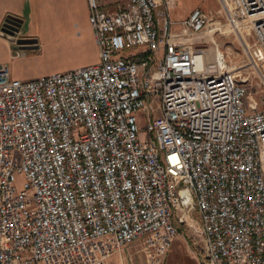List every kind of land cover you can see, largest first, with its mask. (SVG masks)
I'll return each mask as SVG.
<instances>
[{"label": "built area", "instance_id": "obj_1", "mask_svg": "<svg viewBox=\"0 0 264 264\" xmlns=\"http://www.w3.org/2000/svg\"><path fill=\"white\" fill-rule=\"evenodd\" d=\"M236 1L258 23L264 84V0ZM88 2L99 64L30 81L0 65V264H107L138 242L152 263L176 220L190 227L182 211L198 214L203 264H264V111L248 103L250 77L222 55L199 68L205 52L185 37L207 27L199 10L183 38L175 0Z\"/></svg>", "mask_w": 264, "mask_h": 264}, {"label": "rangeland", "instance_id": "obj_2", "mask_svg": "<svg viewBox=\"0 0 264 264\" xmlns=\"http://www.w3.org/2000/svg\"><path fill=\"white\" fill-rule=\"evenodd\" d=\"M100 1L102 9L106 12H115L120 8L119 6H125L127 3V0ZM197 10L206 15L209 21L207 27L193 36L185 35V37L193 48L203 49L205 52L204 67L212 63L215 64L218 53L223 55L230 70L236 71L235 73H238L242 78L250 77L248 103L257 104V112H263L264 84L259 79L260 65L256 59L253 60L254 53L258 49L260 50V47L248 16H243L236 0H175L170 13L171 20L174 22L173 32L181 34V37L184 38L180 22L189 19ZM6 11L9 12L7 15L19 18L26 23L27 27H32L33 31L38 30L43 22H48L52 20L51 17H55L49 24L55 22L59 28V36L76 32L81 36L79 41L85 46V51L69 49L63 52L59 48H54L58 47L60 43L47 45L51 37L55 36L48 33L39 34L36 32L35 36L38 38L35 39L43 46L38 45L34 49L18 44L19 41H28L34 38L17 39L15 42H11L12 46L0 52V63L8 64L16 78L30 81L42 76L67 73L76 70V68L79 69V67L100 63V51L97 43L99 61L97 51L93 50L94 41L89 26L88 0L87 2L86 0H0V13ZM70 40L73 39L70 38ZM141 51V49H134L128 55L134 56ZM239 79L240 77H238ZM22 186L23 178L18 177L17 188L21 190ZM190 217L191 221L195 220L198 217L197 212H191ZM187 224L190 227L180 224L176 220L179 232L173 240L175 243L171 247L172 250L168 254L155 255L152 259L155 264H203L202 240L192 222ZM141 245L142 243L138 242L129 246L133 249L132 258L136 259L138 264H149L151 260L142 251L144 248Z\"/></svg>", "mask_w": 264, "mask_h": 264}, {"label": "crops", "instance_id": "obj_3", "mask_svg": "<svg viewBox=\"0 0 264 264\" xmlns=\"http://www.w3.org/2000/svg\"><path fill=\"white\" fill-rule=\"evenodd\" d=\"M86 2H87V0H86ZM7 14H9V12H7V11L3 12V13H0V25L3 22V20L5 19V17L8 16ZM51 19L54 20L55 17H51ZM52 20H50L48 22H43L39 26L38 30H36V31H33L32 27L31 28L27 27L26 23L23 22L22 30H21L20 34L17 36L16 40L20 39V38H34V39L33 40H28V41H19L18 44L19 45H27V46H29V48H33V49L38 47V45L42 47L43 45L38 40L35 39V38H38V37L35 36V34H36V32L39 33V34L48 33L49 35L50 34H54L55 36L51 37V40H50L49 43H47V45L48 44H56L57 45L58 43H60L58 47H54V48H59V50H61L63 52H66L69 49H77V50H80V51H85L84 43L79 41V38H81L80 35H78L76 32H74V33H72L70 35L59 36L58 35V33H59L58 29L59 28H58V26H56L55 22L53 24H49V23H52ZM90 32H91V35H92V38H93V41H94L93 42L94 43L93 44V50L97 51V57H98V61H99L98 48H97V45H96V42H95V38H94V34H93V31H92L91 27H90ZM29 34H31V35L28 36V37H24V36H27ZM70 38H72L73 40H70ZM9 46H12L11 41H8V40L0 37V52L2 50H4V49H7V47H9ZM2 64H4V63H0V65H2ZM76 69H78V68H76ZM14 77L16 78V76H14ZM174 243H175V241L172 243V245ZM172 245H171V247H172ZM139 247H140V245H139ZM142 247L144 248V246H142ZM171 247L169 249L165 250L163 252V254L164 253L165 254L170 253V251L172 250ZM132 251H133V249L130 248V247L124 249L121 253H118V254L112 256L108 260L107 264H138V261L136 259L132 258V256H133ZM135 253H137V252H135ZM157 255H161V254H156V256ZM149 264H154V263L150 262Z\"/></svg>", "mask_w": 264, "mask_h": 264}, {"label": "flooded vegetation", "instance_id": "obj_4", "mask_svg": "<svg viewBox=\"0 0 264 264\" xmlns=\"http://www.w3.org/2000/svg\"><path fill=\"white\" fill-rule=\"evenodd\" d=\"M13 17L15 16L13 15ZM22 27L23 21L17 17L12 18L8 15L0 25V37L11 42L16 41V38L20 34Z\"/></svg>", "mask_w": 264, "mask_h": 264}, {"label": "bare ground", "instance_id": "obj_5", "mask_svg": "<svg viewBox=\"0 0 264 264\" xmlns=\"http://www.w3.org/2000/svg\"><path fill=\"white\" fill-rule=\"evenodd\" d=\"M182 22H183V21H182ZM89 24H90V20H89ZM257 24H258V23L255 22L253 25L251 24V26H252V28H253V30H254L255 36H256V38H257V40H258V44H259V47H260L259 37H258V35H257V33H256V25H257ZM90 27H91V29H92L91 24H90ZM92 31H93V29H92ZM14 42H15V41H14ZM260 50H261V47H260ZM262 51H263V55H264V50H262ZM217 55H218L217 57L221 56L220 53H218ZM222 56H223V55H222ZM223 57H224V56H223ZM224 59H225V58H224ZM224 62H225L226 66H227V69H228V71H229L230 68H228L227 61L224 60ZM203 63H204V61H203L202 59H200L199 62H198V66H199V68H201V67L204 66ZM230 71H232V72H236V71H233V70H230ZM239 72H240V71H239ZM190 213H191V212H190ZM190 213H186L185 211H182V212H180V215H181V216L183 215L184 218H186V222H187V223L192 222V224H193V226H194V229L197 230V225L194 223V220L191 221ZM178 232H179V230H178Z\"/></svg>", "mask_w": 264, "mask_h": 264}, {"label": "water", "instance_id": "obj_6", "mask_svg": "<svg viewBox=\"0 0 264 264\" xmlns=\"http://www.w3.org/2000/svg\"><path fill=\"white\" fill-rule=\"evenodd\" d=\"M9 17L15 18V17H13V16H9Z\"/></svg>", "mask_w": 264, "mask_h": 264}]
</instances>
